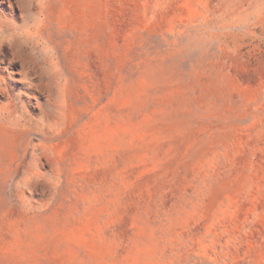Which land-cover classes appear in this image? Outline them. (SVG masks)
<instances>
[{
    "label": "rangeland",
    "instance_id": "rangeland-1",
    "mask_svg": "<svg viewBox=\"0 0 264 264\" xmlns=\"http://www.w3.org/2000/svg\"><path fill=\"white\" fill-rule=\"evenodd\" d=\"M0 264H264V0H0Z\"/></svg>",
    "mask_w": 264,
    "mask_h": 264
}]
</instances>
